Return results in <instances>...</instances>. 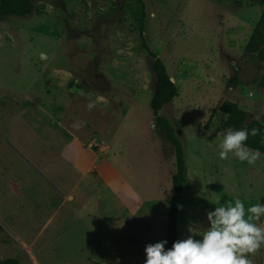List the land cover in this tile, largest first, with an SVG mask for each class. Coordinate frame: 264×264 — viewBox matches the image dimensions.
<instances>
[{"label":"rangeland","instance_id":"1","mask_svg":"<svg viewBox=\"0 0 264 264\" xmlns=\"http://www.w3.org/2000/svg\"><path fill=\"white\" fill-rule=\"evenodd\" d=\"M262 13L264 0H33L0 21V261L145 264L146 245L165 241L174 156L141 35L178 92L159 116L184 152L179 239L226 200L264 203V155L219 158L222 103L263 123L264 57L246 52ZM73 145L93 159L82 175ZM251 258L264 264V247Z\"/></svg>","mask_w":264,"mask_h":264},{"label":"clouds","instance_id":"2","mask_svg":"<svg viewBox=\"0 0 264 264\" xmlns=\"http://www.w3.org/2000/svg\"><path fill=\"white\" fill-rule=\"evenodd\" d=\"M93 104H89L91 109ZM261 129H226L221 135L219 158L231 153L240 162L255 165L262 155L247 146L249 136L261 135ZM217 204H220L217 201ZM264 203L245 206L240 199L224 201L207 212L208 227L190 228L191 235L175 241L166 249L167 241L146 245L145 264H254L251 257L264 247ZM199 236L201 239H194Z\"/></svg>","mask_w":264,"mask_h":264},{"label":"trees","instance_id":"3","mask_svg":"<svg viewBox=\"0 0 264 264\" xmlns=\"http://www.w3.org/2000/svg\"><path fill=\"white\" fill-rule=\"evenodd\" d=\"M117 3L118 0H108ZM128 2H140V0H121ZM33 0H0V21L6 17L23 18L30 14ZM264 43V13L261 14L259 21L253 29L249 41L246 45V52L250 55L256 54L258 59L264 57L262 49ZM141 47L151 60V72L154 79V90L150 99V110L155 118L156 125L162 129L164 139L172 148L174 156V173L170 179L172 197L169 201L167 216L165 219L164 237L167 241L166 249L171 248L172 244L180 240L178 233V206L181 203V194L186 181V167L184 160L183 147L171 124L159 114L164 107L171 104L177 98L178 92L175 84L170 81V77L162 61L158 59L151 49L147 46L143 36L141 35ZM230 86L236 87L240 84L237 77H232L229 82ZM78 88V87H77ZM221 114L226 115L223 125L219 132L223 133L226 129L241 130L247 128L261 129V135L252 137L249 136L247 146L252 149H258L264 155V147L261 142L264 139V118L263 123L260 121L247 122L248 115L240 110L235 104L224 102L219 108ZM1 229V227H0ZM0 264H20L16 259H5L0 261Z\"/></svg>","mask_w":264,"mask_h":264},{"label":"crops","instance_id":"4","mask_svg":"<svg viewBox=\"0 0 264 264\" xmlns=\"http://www.w3.org/2000/svg\"><path fill=\"white\" fill-rule=\"evenodd\" d=\"M71 150H72L73 161L75 163V168H76L77 174L82 175L86 171L85 169L92 163L93 159L90 157V155L88 156L86 153H84L85 155L88 156V158H86V160H82L83 157L81 156V152H80L79 148H77L76 145H73ZM104 176L107 177V179H106V184H107L106 186L107 187H109L111 185L109 188H111V187L118 188L121 190V193H122V183H121L122 176L118 170H116V169L112 170L111 168L105 169L104 170ZM119 197H124L123 193L120 194ZM89 207L90 206L84 207V216L87 217L88 219L90 218V213H89L90 208ZM86 225H87V228L89 231L91 228L90 224L86 223ZM90 232H91V230H90ZM96 232H100V230H98Z\"/></svg>","mask_w":264,"mask_h":264},{"label":"water","instance_id":"5","mask_svg":"<svg viewBox=\"0 0 264 264\" xmlns=\"http://www.w3.org/2000/svg\"><path fill=\"white\" fill-rule=\"evenodd\" d=\"M117 3H121V0H118ZM170 81L173 82L172 79H170ZM70 91H71V92H77V93H80V92H81L79 89H77V88H75V87H72V88L70 89ZM178 209H180V205L178 206Z\"/></svg>","mask_w":264,"mask_h":264},{"label":"bare ground","instance_id":"6","mask_svg":"<svg viewBox=\"0 0 264 264\" xmlns=\"http://www.w3.org/2000/svg\"><path fill=\"white\" fill-rule=\"evenodd\" d=\"M173 81V80H172Z\"/></svg>","mask_w":264,"mask_h":264}]
</instances>
